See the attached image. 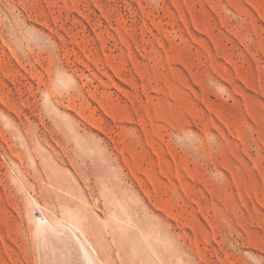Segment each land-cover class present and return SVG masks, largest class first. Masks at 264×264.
Returning a JSON list of instances; mask_svg holds the SVG:
<instances>
[{
    "label": "rangeland",
    "instance_id": "374dc122",
    "mask_svg": "<svg viewBox=\"0 0 264 264\" xmlns=\"http://www.w3.org/2000/svg\"><path fill=\"white\" fill-rule=\"evenodd\" d=\"M40 214L97 264H264V0H0V264Z\"/></svg>",
    "mask_w": 264,
    "mask_h": 264
},
{
    "label": "bare ground",
    "instance_id": "6f19581e",
    "mask_svg": "<svg viewBox=\"0 0 264 264\" xmlns=\"http://www.w3.org/2000/svg\"><path fill=\"white\" fill-rule=\"evenodd\" d=\"M35 220L32 233L37 240L39 264H97L96 255L89 247V239L98 246L93 236L97 231L89 227L84 230L73 221H57L44 214ZM102 256L107 259L106 255Z\"/></svg>",
    "mask_w": 264,
    "mask_h": 264
}]
</instances>
